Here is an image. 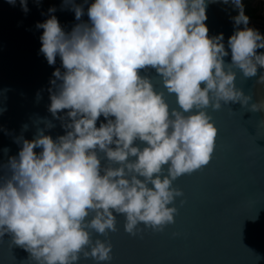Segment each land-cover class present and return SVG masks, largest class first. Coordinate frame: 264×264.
<instances>
[{"label":"clouds","instance_id":"clouds-1","mask_svg":"<svg viewBox=\"0 0 264 264\" xmlns=\"http://www.w3.org/2000/svg\"><path fill=\"white\" fill-rule=\"evenodd\" d=\"M231 2L240 9L227 41L231 63L223 34L209 36L206 0H63L61 11L77 21L67 32L52 15L57 9H48L50 18L36 27L48 65L61 61L48 111L65 134L46 135L56 125L37 118L32 140L23 136L27 124L14 138L18 155L3 149L0 239L9 236L29 264H110L108 237L118 231V216L133 237L140 225L163 231L174 223L173 205L184 195L174 181L208 165L214 153L218 129L208 109L238 103L264 111V101L250 104L252 96L236 86L233 70L248 79L264 69V52L257 54L264 36L248 27L241 0ZM19 3L27 14L28 0ZM256 83L264 85V74Z\"/></svg>","mask_w":264,"mask_h":264},{"label":"water","instance_id":"water-1","mask_svg":"<svg viewBox=\"0 0 264 264\" xmlns=\"http://www.w3.org/2000/svg\"><path fill=\"white\" fill-rule=\"evenodd\" d=\"M206 3L209 36L223 34L229 52L225 62L231 63L227 41L236 30L232 18L240 9L231 0L227 4L223 0ZM62 4L63 0H41L39 4L28 0L25 14L19 0L15 6L0 0V108L6 109L0 114V162L7 160L5 148L10 149L8 156L18 155L20 147L13 141L21 135L24 124L28 125L24 138H34L37 118H47L56 125L46 135L55 139L65 134L48 111L50 80L57 68L63 71L61 61L57 57L54 66L48 65L40 52L43 29L36 27L50 18L48 9L55 7L52 15L66 32L71 31L77 21L70 10L61 11ZM248 18V27L264 36V19ZM238 27L243 30L244 25ZM262 52L264 49L257 50V54ZM233 70L236 86L252 96L250 104L264 101V85L256 83L264 69L248 79L238 69ZM153 82L162 90L157 80ZM166 100L170 107H178L174 96L168 95ZM208 113L218 129L214 153L208 165L174 181L173 187L184 194L173 205L177 208L174 223L163 231L140 225L142 233L133 237L124 231V217L118 216V231L108 237L112 244L110 264H264V111L251 112L237 103L219 111L208 109ZM96 238L105 239L93 233ZM28 258L22 248L11 246L9 236L0 239V264H29ZM80 264L96 262L81 258Z\"/></svg>","mask_w":264,"mask_h":264},{"label":"trees","instance_id":"trees-1","mask_svg":"<svg viewBox=\"0 0 264 264\" xmlns=\"http://www.w3.org/2000/svg\"><path fill=\"white\" fill-rule=\"evenodd\" d=\"M254 0H241V3L243 5L244 13L251 18H258L261 19V17L257 14L256 8L252 6V2Z\"/></svg>","mask_w":264,"mask_h":264},{"label":"rangeland","instance_id":"rangeland-1","mask_svg":"<svg viewBox=\"0 0 264 264\" xmlns=\"http://www.w3.org/2000/svg\"><path fill=\"white\" fill-rule=\"evenodd\" d=\"M252 6L256 8L257 14L264 19V0H254Z\"/></svg>","mask_w":264,"mask_h":264}]
</instances>
